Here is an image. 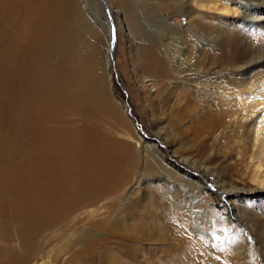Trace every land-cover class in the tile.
<instances>
[{
  "label": "rangeland",
  "instance_id": "374dc122",
  "mask_svg": "<svg viewBox=\"0 0 264 264\" xmlns=\"http://www.w3.org/2000/svg\"><path fill=\"white\" fill-rule=\"evenodd\" d=\"M33 1L0 0V264H264V188L240 192L253 209L238 220L226 205L227 233V200L210 207L166 168L249 181L264 105L245 119L238 88L264 101V0L233 25L195 0ZM39 10L63 15L62 39L41 32ZM162 16L182 29L171 45ZM82 36L99 98H70L62 82L76 62L60 49Z\"/></svg>",
  "mask_w": 264,
  "mask_h": 264
},
{
  "label": "bare ground",
  "instance_id": "6f19581e",
  "mask_svg": "<svg viewBox=\"0 0 264 264\" xmlns=\"http://www.w3.org/2000/svg\"><path fill=\"white\" fill-rule=\"evenodd\" d=\"M257 1L258 0H224L223 2H221L222 4L219 2V4L217 5V2L215 3L214 0H195V3H196L195 5L198 6L199 11L201 12V15H203V14H205L207 12L211 15V17H209L210 20H211V23L215 24L216 22H219L220 24H223V25H225L224 23H228L229 25H233V24H236L235 22L239 21V20L240 21H244V22L250 20L252 22L253 21L252 19H257L258 17H261L260 15H258V16L257 15L254 16L253 15L254 14V10L257 7L253 6L255 4H252V3L257 2ZM32 4L35 5V2L33 0H32ZM220 4H221V6H220ZM185 7H186V5H185ZM188 11L187 10L186 11L182 10V12H181L183 14V16L185 17V19H189V17H190L189 15H191ZM229 16L231 18H234V21H231L232 24L229 23V19H230ZM162 17H164V16H162ZM198 17H196V18L198 19ZM199 18H201V17H199ZM235 18H236V20H235ZM38 19H40L39 20L40 21L39 25L42 28V30H41L42 33H43V29L51 28L53 26L56 29V35L61 37V35L66 31V29H69V24L64 19L63 15H59V13H58V16H57L55 13L54 14H49V12L47 11L46 14H45V13L41 12V10H39ZM165 19H166V17H164V22L162 21V24H163L162 26H163V29H164L163 31H165L166 34H164L161 37V40L164 43H166V45H168V44L171 45L175 40H177V38L174 37V35L178 36V35L182 34L181 33L182 29H180V27H177V26L172 25L170 23H166L167 21ZM202 19H203V16H202ZM200 21L201 20L199 19V22ZM53 27H52V30H53ZM53 34H55V33H53ZM73 36L75 37V35H73ZM50 38H52V37H50ZM63 38H64V36H63ZM67 38H68V36H67ZM61 39H62V37H61ZM70 39H72V37ZM83 39H84V37L82 36V39H80V40L77 39V41H75V43L70 44V45L68 44L67 47L65 46L66 47L65 49L64 48L62 50L60 49L61 59H67L71 63H73V60L76 62V64H74V67H69L68 66V68H70V70H72L71 77L70 78H65L62 82H63V84H65L67 86V90L68 91H66V96L68 95V97H70V98H71V95L77 96L78 99L79 98L81 99L82 96H86V95H87V97L89 99L90 98L91 99L99 98V93H95V91L93 89V86L88 82V79H87L88 78V74L91 71L90 70L89 61L92 60V58H90L91 60H89V57H90L89 53L92 54L91 49H92L93 52L95 51V49L88 42L89 41L88 38H86L84 41H83ZM66 41H68V40H66ZM180 43H182V42H180ZM58 44H57V50L59 48ZM78 45L81 48L80 50H82L81 51V53H82L81 55L79 53L80 50H76V46H78ZM87 50L89 52H88V54H85L84 52L87 51ZM109 56H110V54H109ZM263 57H264V55H258L257 59L260 60ZM253 58H255V57H253ZM76 59H77V61H76ZM172 60H174V58ZM251 61L253 62L255 60L251 59ZM241 67H243V66H241ZM68 73H71V71L68 72ZM95 74H96V71H95ZM204 85H206V84H204ZM252 87H253L252 85H245V86H242V87L238 88V92L244 97L245 104L247 106H249V104H250V106H251L250 108H246L247 106L245 105L246 106L245 108L247 109L246 110L244 108V110H246L245 113H244L245 119L246 118L248 119L250 117V115L253 113L252 110H254L256 108L258 109V107H261V106L264 105V101L263 102H260V101L257 102V101H254V99L251 98L253 96L252 95V93H253L252 92ZM70 90H72V91H70ZM246 94H247V97H245ZM258 134L261 136L260 137V145L257 146L256 150L253 152L252 159H250L251 161L249 160L250 161V167L249 166L248 167L250 169H249V172L247 173V178L249 179V181H246L243 185H238L237 183L233 184V183L230 182L231 184H229V186L227 185L228 188H224L223 185H222L223 183L221 184L219 182L210 181V179L208 178L209 170L208 169H204L206 167L203 168L204 170L203 169L201 170V172H202L201 173V177L198 178V177L193 176V174L190 173V172L188 174L187 173L186 174L182 173L183 171L182 172L180 171L179 163H174V164H171L169 162L167 164L165 163L166 164V168L171 169V173H169V174L174 175V176H178V175L182 174V177L184 176L183 177L184 180H187L188 181L187 183L192 184L197 190L196 193L201 195V198H199V199H201L202 201L208 203V205H210V207L212 205L211 201H217V202L220 201V202H222L223 199L227 200V202H224V201H223L224 203L222 202L223 203V205H222L223 208L220 207V209H219L220 212L218 213L219 216H221L224 230L227 233L228 232H232L234 230V226H233V219L231 218V215L229 214L230 210L229 211L227 210L228 208H227L226 205L231 203V205L235 208V212L234 213H236V214L234 215V217L236 218V220H238V219H240L242 217V214H244V213L247 214L248 211L253 209L251 207V204L248 201L249 198H247L246 196H244L246 198H239L238 195L240 194V192L241 191H249V190L252 191L253 189L257 190V189H263L264 188V124L260 127V131H258ZM144 144H145V146H148L152 150L158 152L156 150L155 146L150 141H146ZM160 158H161V160H163V162H165V159H164L163 156H160ZM210 173L213 174V171L210 170ZM232 195H234V196H232ZM194 201H197V200L194 199ZM234 201H236V202L239 201V202L235 205ZM255 217L261 218V216L259 217V215H256V214H255ZM262 218L264 220V216ZM243 235H242V238H243ZM239 256H242V255H239ZM187 264H189V263H187ZM192 264H210V262H209L208 259H204V257H201L198 260L194 261Z\"/></svg>",
  "mask_w": 264,
  "mask_h": 264
}]
</instances>
